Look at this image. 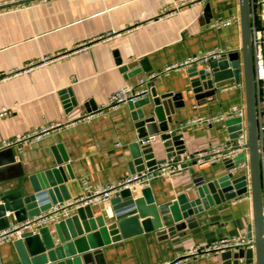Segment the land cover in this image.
<instances>
[{"label": "crops", "instance_id": "1", "mask_svg": "<svg viewBox=\"0 0 264 264\" xmlns=\"http://www.w3.org/2000/svg\"><path fill=\"white\" fill-rule=\"evenodd\" d=\"M250 5L253 28L264 39V0ZM231 17L237 21L229 28H212ZM241 37L239 0H0V113L8 111L0 114V144L30 137L0 151V197L20 191L29 198L53 183L57 203L47 195L41 209L79 199L85 182L94 189L116 186L171 155L160 140L162 127L180 131L190 155L235 144L227 122H188L228 113L232 106L246 109L241 54L239 83L225 76L212 89L193 87V72L204 68L198 65L150 82V94L138 107H104L113 92L139 89L150 73L214 49H239ZM145 59L149 73L140 66ZM69 90L63 100L60 93ZM257 90L264 125V81ZM96 109L100 112L89 118ZM150 119L157 140L141 145L151 136ZM227 173L222 163L191 164L180 175L133 188L132 196L140 198L150 188L158 205L183 193L194 198L195 182L211 183ZM242 175L249 169L234 173L233 180ZM107 203L80 206L72 217L48 226L56 247L45 254L29 255L21 239L2 245L0 264H163L220 239L248 237L254 217L249 189L242 198L209 204L184 230L123 239L112 231L114 214ZM7 216L12 226L18 224L13 213ZM226 254L182 264H219Z\"/></svg>", "mask_w": 264, "mask_h": 264}, {"label": "water", "instance_id": "2", "mask_svg": "<svg viewBox=\"0 0 264 264\" xmlns=\"http://www.w3.org/2000/svg\"><path fill=\"white\" fill-rule=\"evenodd\" d=\"M240 5V22H241V56H242V74H244V89L246 91V125L248 134V159L250 162V193H252V207L254 210L253 223L249 229V239H253L254 249L245 247L239 249L236 253L224 255V260L219 264H264V182L261 176V159H260V107L258 102V90L256 84V73L254 71L253 56V25L251 22L250 0H239ZM240 56L238 53L231 54L229 59L222 60L219 64L214 61L210 64V73H206L204 69L193 72V87H202V89H212L213 85L218 84L221 77L233 76L235 82H240ZM145 59L140 62V66L145 73L151 72V67L147 65ZM221 72L218 71V67ZM71 91H63L60 93L63 100H68ZM144 100L137 103H130L138 107L142 105ZM68 104L69 102L66 101ZM159 105V100L156 101ZM69 108V106H67ZM153 119L148 120L146 127L151 132ZM171 123V119H168ZM240 122L235 119L227 122L228 125ZM163 135L160 137L164 148L168 154V158L180 156L187 151L186 143L180 131L169 132L168 127H162ZM142 145V144H141ZM238 161L243 160L240 155ZM150 166V165H149ZM150 169V168H149ZM154 169V168H153ZM230 169V167H227ZM246 177L235 178L232 175H224L223 177L211 183H205L203 179L195 182V197L191 198L188 194L179 195L174 201L165 205H158L152 196L150 188L141 191L142 197L134 199L132 190H123L108 202V206L112 208L114 223L112 231H116L123 239L133 238L143 233L157 231L163 235L175 233L184 230L186 225L191 223L195 215L201 210L208 207L209 204H217L220 202L233 201L246 193L247 189ZM55 187L50 184L46 193H38L35 196L24 198L20 191L12 192L8 195L0 197V231L12 228L11 220L7 213L12 214L18 224L27 222L42 212L52 208V204L46 205L38 209L39 204L47 201V195L52 198L53 203L57 202L52 197ZM53 191V192H52ZM56 192V191H55ZM21 240L24 242L26 249L31 256H38L55 249V236L51 233L50 227L40 229L37 234L26 233ZM97 255L91 254L90 258ZM88 258V257H87ZM97 258V257H96ZM255 258V259H254ZM98 259V258H97ZM85 262L86 258H85Z\"/></svg>", "mask_w": 264, "mask_h": 264}, {"label": "built area", "instance_id": "3", "mask_svg": "<svg viewBox=\"0 0 264 264\" xmlns=\"http://www.w3.org/2000/svg\"><path fill=\"white\" fill-rule=\"evenodd\" d=\"M40 2L47 0H39ZM180 3H174L173 7L178 10L181 8ZM235 17H231L227 20L215 21L211 25L212 28L217 30L229 28L236 22ZM253 56H254V71L256 73V84L259 86L261 82L264 81V39L263 34L253 28ZM238 53L241 54V47L239 49H234L233 47L228 49H214V51H209L207 53L197 55L189 60L180 62V64L165 67L160 72L150 73L146 79H142L139 83V89H120L112 93L108 104L104 109L112 110L116 109L122 104L137 103L141 100L146 99L149 96V84L150 82L156 80L163 75H168L171 71H180L182 69H194L198 65H203L206 73H210V64L214 61H221L224 59H229L231 54ZM240 60V59H239ZM260 107V124H261V135H260V159H261V176L264 182V125L262 124L263 109ZM8 111L3 109L0 113L2 116L6 115ZM100 112L96 109L94 113L91 114L89 118H92L96 113ZM235 119H239L240 122L233 123L231 129L233 131L230 133L231 139L234 138L235 144H218L207 150L201 151L198 154L190 155L187 151L180 156L179 161H176L175 157L165 159L161 165L154 169L144 170L140 173L131 174L123 182H120L116 186L97 188L94 189L88 182L84 183L83 192L79 199L74 201L66 202L63 204H57L52 206L51 209L46 212H42L32 218H29L27 222L16 224L12 226L11 229L0 231V247L6 243L13 241L14 239H21L26 233L37 232L50 225H56L64 222L73 216L76 209L80 206H97L109 202L113 199L114 195L120 193L123 190H132L135 187H146L148 184L156 179L165 177H174L182 174L184 170H187L191 164H210L216 165L218 163L224 164L228 169L226 175H232L238 173L243 169L250 170V162L248 159V134L246 125V109L240 108L238 106H232V109L225 114H219L215 117H199L198 119L188 122L191 125H197L199 123L211 126L216 122H231ZM47 132V130H44ZM43 132V133H44ZM42 134H35L33 138L39 139ZM27 138H18L13 141H3L0 144V151L4 149H10L13 146H20L23 142L27 141ZM157 140L156 136H149L146 140L140 141L142 145L147 143H152ZM230 139H228V142ZM242 155L243 160L238 161V157ZM241 177H246V193L238 196V198L244 197L248 190L250 189V176L242 175ZM239 177V178H241ZM254 249L253 239H249L246 235L236 236L230 239H220L209 245H204L201 247L193 248L175 261H167L163 264H182L191 260H201L202 258L209 257L212 255H219L224 252L238 251L241 248Z\"/></svg>", "mask_w": 264, "mask_h": 264}]
</instances>
